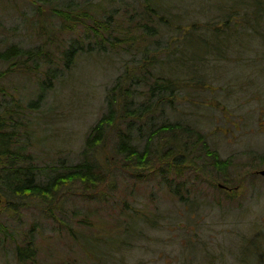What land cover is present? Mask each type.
Segmentation results:
<instances>
[{
	"label": "trees",
	"instance_id": "obj_1",
	"mask_svg": "<svg viewBox=\"0 0 264 264\" xmlns=\"http://www.w3.org/2000/svg\"><path fill=\"white\" fill-rule=\"evenodd\" d=\"M121 2L105 13L106 3L100 0L97 4L90 0H0V14L5 16L9 10L31 8L34 23L29 32L36 43L25 47L19 41L0 51V63L4 64L0 71V96L9 94L7 83L16 76L33 80L37 90L35 100L26 106L9 94L10 105L0 108V156L5 159L0 167V187L5 186L14 199L32 198L41 205L44 203L43 215L52 223L53 231L55 228L60 231L54 233L67 239L71 237L73 242H79L83 235H74L58 214L71 215L81 231H88L91 224L81 219L74 209L66 212L62 205L76 197L87 204H106V194L100 190L113 188L110 179L116 168L141 184L151 180L159 183L171 199L189 209L196 205L192 198L195 182L214 188L216 196H222L213 198L216 207H220L232 202L246 187L251 188L255 181L264 180L257 175L258 169L264 168V156L259 160L251 157L241 164L232 158L222 159L209 146L205 134L175 118L182 96L202 88L212 59H226L227 50L232 46L244 51L249 46H242L241 41L232 42L233 38L242 34L248 42L262 43L264 0H245L241 27L232 4L215 7L218 16L214 23L204 15L208 20L205 18L203 23L189 21L183 25L174 13L185 18L184 10L170 0ZM23 20L32 22L28 18ZM210 31L214 33L213 44ZM226 41L232 45L222 43ZM190 43L204 44L208 49L201 53L191 51ZM4 44L6 41L1 39V45ZM84 54L120 58L121 68L106 89L105 109L85 138L80 160L69 164L56 158L55 162L38 166L33 156L20 155L24 148L12 154L7 147L14 143L10 135L17 134L11 131L16 126L13 122L37 111L44 95ZM237 54L241 56V52ZM22 126L23 123L18 124V128ZM6 171L12 173L9 181L3 178ZM16 211L12 207L13 214ZM192 216L188 222L194 228L197 222ZM128 218L123 230L122 225L119 229L127 237L132 224L137 225L135 233L141 221L148 222L146 217L134 212ZM0 234H6V227L1 223ZM29 236H33L31 232ZM253 238L247 233L244 236V240ZM23 241V246L17 245L14 249L17 264H26L39 249L28 236ZM239 252L240 263L252 264V259L246 258L252 252L257 255L256 264L264 262V244L253 242L245 258L243 247ZM210 257L214 264V256Z\"/></svg>",
	"mask_w": 264,
	"mask_h": 264
},
{
	"label": "rangeland",
	"instance_id": "obj_2",
	"mask_svg": "<svg viewBox=\"0 0 264 264\" xmlns=\"http://www.w3.org/2000/svg\"><path fill=\"white\" fill-rule=\"evenodd\" d=\"M121 1L100 0L106 3L105 13H110ZM90 2L97 4L99 0ZM170 3L184 10L185 18L174 13L182 24L203 23L205 16L214 23L218 16L215 7L232 4L239 17L237 24L243 26L245 0H170ZM7 14H0V30H3L0 31V51L19 41H23L25 47L34 46V37L29 32L34 23L31 8L21 7ZM27 18L32 22L23 20ZM12 32L16 34L11 35ZM213 34L210 31L211 44L215 42ZM1 39L6 44L1 45ZM262 39V43L248 42L242 34L233 38L232 42L241 41L242 46H249L245 51L232 46L227 50L226 59H212L202 88L182 96L175 116L205 134L209 146L222 159L232 158L236 164L264 156V30ZM222 43L232 45L229 41ZM190 44L191 51L195 49L201 53L208 49L204 44ZM120 68V58L81 55L72 69L44 95L37 111L13 122L16 126L11 131L17 134L10 135L14 143L7 149L14 154L15 150L24 148L20 155L33 156L38 166L55 162L56 158L69 164L77 163L87 134L105 109L106 89ZM3 69L4 64L0 63V71ZM7 85L9 94H13L22 106L36 98L33 80L16 76ZM9 94L0 96V108L10 105ZM21 123L23 126L18 128ZM3 163L5 159L0 156V167ZM115 170L110 179L113 188L100 190L106 194V204H87L76 197L62 205L66 212L74 209L81 219L91 224L88 231H81L71 215L58 214L74 235H83L79 242L54 233L60 231L56 228L53 231L52 223L43 215L44 203L41 205L32 198L14 199L5 186L0 187V223L6 227V234H0V264L18 263L14 249L17 245L23 246L27 236L39 249L25 261L26 264L33 259L34 264H211L210 256H214L216 264H244L238 260L240 248L243 247L245 258L253 242L264 244V180L255 181L251 188L246 187L232 202L220 207H216L214 199L222 196H216L214 188L195 182L192 198L196 205L189 209L171 199L159 183L151 180L141 184L119 168ZM4 173L5 181L12 179L10 171ZM12 207L17 210L15 214ZM133 212L146 217L148 222L141 221L135 233L137 225L132 224L127 237L119 229L122 225L123 230V224L128 223V216ZM191 215L197 222L194 228L191 227L193 223L188 222ZM29 232L33 236H29ZM246 233L254 238L244 240ZM256 257L252 252L246 258L256 264Z\"/></svg>",
	"mask_w": 264,
	"mask_h": 264
},
{
	"label": "water",
	"instance_id": "obj_3",
	"mask_svg": "<svg viewBox=\"0 0 264 264\" xmlns=\"http://www.w3.org/2000/svg\"><path fill=\"white\" fill-rule=\"evenodd\" d=\"M258 174L264 178V170L259 171ZM0 205H1V196H0Z\"/></svg>",
	"mask_w": 264,
	"mask_h": 264
}]
</instances>
